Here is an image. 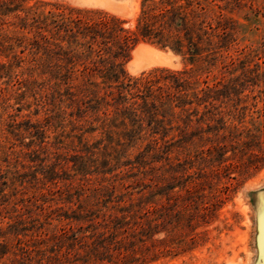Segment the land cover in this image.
Returning a JSON list of instances; mask_svg holds the SVG:
<instances>
[{
	"label": "trees",
	"instance_id": "1",
	"mask_svg": "<svg viewBox=\"0 0 264 264\" xmlns=\"http://www.w3.org/2000/svg\"><path fill=\"white\" fill-rule=\"evenodd\" d=\"M2 1L6 7L11 3ZM32 7L20 9L28 12ZM63 8L70 16L56 20L41 15L28 18L25 14L20 18V27L34 31L38 40H42L34 42V47L55 59L47 83L52 100L59 104L56 106L59 114L60 106L66 104L71 107L68 114L72 124L83 121L86 132L100 133L95 143L102 148L82 143L84 150L78 155L79 164H73L74 175L85 177L94 171L105 184L94 188L92 195L77 199V210L66 216L85 222V227L79 225L75 231L53 234L57 248L48 255L20 246L19 257L12 264H141L146 255L154 253L156 244L166 240L153 238L161 231L160 224L166 222H157L153 216L154 197L159 188L169 190L173 187L170 183L188 177L197 182L192 181L189 187L181 185V189L185 187V195L203 191L206 180L202 174L209 166L210 174L220 171V164L228 159L224 156L228 146H241L240 152L249 150L251 156L256 147V151L264 154L258 141L259 132H246L245 127L238 126L241 123L238 110L229 104L249 85H262L260 91L264 93V67L260 70L255 62L264 57V41L260 52L252 48L241 57L231 53L237 51L236 21L232 14L242 9L256 11V0H141L132 28L123 27L121 19L99 9ZM140 41L170 50L181 57L184 66L179 70L153 68L138 76L129 75L124 65ZM5 49L10 48L3 46L0 55ZM213 69L223 77L228 75L224 83L206 82ZM12 77L11 64L0 61V80L9 81ZM200 79H204V86L199 88ZM4 91L5 87L0 86V94ZM2 100L4 112L11 106L4 94ZM24 125L28 134L44 138V130L37 123L27 120ZM6 133L21 134L19 123L0 119V137L8 139ZM242 133L246 135L240 140ZM198 144H209L208 149L217 150L216 156L209 151L198 166L189 156L182 161L174 158L179 169L171 174V149L186 151ZM160 146L165 148L161 151L163 155L158 153ZM135 147L137 152L131 158L128 151ZM3 151L0 143V152L5 154ZM98 154L102 155L101 168L91 170L94 164L89 163ZM162 160L166 163L160 166L158 174L155 163ZM126 166L128 172H135L115 173ZM192 167L197 172L188 173ZM130 176H138L133 185L123 182ZM91 196H96L94 202H89ZM103 200L115 204L102 212L95 206ZM146 239L149 246L144 245ZM62 248L65 249L61 253ZM4 249L0 258L8 252Z\"/></svg>",
	"mask_w": 264,
	"mask_h": 264
},
{
	"label": "rangeland",
	"instance_id": "2",
	"mask_svg": "<svg viewBox=\"0 0 264 264\" xmlns=\"http://www.w3.org/2000/svg\"><path fill=\"white\" fill-rule=\"evenodd\" d=\"M8 2L11 3L6 7L0 0V49H3V46L10 49L1 53L0 61L6 65L11 64L13 77L9 81L6 78L0 80L3 82L0 86L5 87V91L0 94V119L5 122H11L13 119L15 123H19L21 134L6 133L8 139L0 137L3 152L7 154L6 156L0 152V251L5 250V247L8 249L0 258V264H12V260L19 257L20 246L38 249L44 252V255L50 254V250L57 248L53 234L58 235L63 230L75 231L79 225H87L85 222L66 217L73 215L72 210H77V199H83L87 194L92 195L94 188L105 184L100 182V175L94 171L85 177L74 175L73 164L80 162L78 155L84 150L82 143L86 141L93 147L98 145L102 148L101 144L95 143L100 133L98 130L86 132L88 129L83 121L72 124L69 121L72 118L68 114L71 107L68 108L66 104L60 106L62 113L59 114V104L52 100L49 82L47 83L48 71L53 67L55 59L34 47V42L39 36L34 31H29L28 27L21 28L20 18L26 14L28 18L41 15L59 20L70 16L68 10L63 7L99 9L121 19L123 27L132 28L141 0H7L6 3ZM40 2L54 5H40ZM18 5L20 7H17ZM31 5L33 7L28 12L27 9H20L21 6ZM232 15L236 21L237 35V51L231 52L233 56L241 57L252 48L260 52L261 43L264 41V0H256V11L242 9ZM141 43L148 44L153 49L140 50L133 54L134 49ZM169 51L140 41L130 51V58L124 68L131 76H138L153 68L181 69L184 66L181 57L171 51L169 55ZM3 54L8 56L4 57ZM263 60V56L255 59L260 65V70L264 67ZM217 69H213L205 78L208 84L217 80L221 83L226 81L228 75L221 76ZM33 80L34 84H30ZM202 80L204 79H200L198 83L199 88L204 86ZM262 88V85H249L239 98H234L229 104H234L238 110L237 117L241 120L238 126L245 127L246 132L256 134L258 131L259 144L264 148V93L260 91ZM3 94L11 106L4 112L1 107ZM199 108L202 109L203 106ZM27 120L41 126L44 138L23 130ZM245 135L242 133L240 140L244 139ZM199 145L190 146L186 151L171 149V174L179 169L174 158L182 161L185 156H189L196 160L195 165L198 166V161L207 157L209 151L216 156L217 150L208 149L209 144ZM143 146L144 143L140 145L141 149ZM232 146L226 147L224 156L228 159L220 164L217 174L209 173L210 166L205 169L207 172L202 174V179L206 180L203 191L185 195V187L181 189V185L189 187L193 185L192 181L197 182V179L188 177L170 183L169 186L173 187L169 190L159 188L154 197L156 203L153 216L157 218V222H166L160 224L161 231L155 233L153 238L166 240L156 244L154 253L146 255L141 264L259 263L257 237L258 219L264 198V154L256 151L255 147L251 156L249 150H243V154L240 152L241 146H236V149H232ZM108 149V152L113 154L112 150ZM164 149L162 146L158 148L159 155H163L161 151ZM33 150L37 152H32ZM136 150L137 147L129 149L131 158L136 154ZM91 160L93 161L89 164H94L90 167L91 170L101 168L102 155L98 154ZM165 163L164 160L155 163L159 167L158 174L161 173L160 166ZM224 166L226 167L223 168ZM120 170L128 172L129 167L117 169L115 173ZM53 171L57 172L56 175ZM132 172L135 170L128 173ZM192 172H197L196 168L188 169V173ZM52 175L55 178L51 179ZM137 177L124 178L123 182L133 185L132 181ZM95 197L91 196L89 202H94ZM112 204H115L114 201L103 200L95 208L107 212ZM144 245L149 246L150 241L146 239Z\"/></svg>",
	"mask_w": 264,
	"mask_h": 264
},
{
	"label": "water",
	"instance_id": "3",
	"mask_svg": "<svg viewBox=\"0 0 264 264\" xmlns=\"http://www.w3.org/2000/svg\"><path fill=\"white\" fill-rule=\"evenodd\" d=\"M259 234L257 237L258 248L260 251V260L258 264H264V220L261 219V215L258 219Z\"/></svg>",
	"mask_w": 264,
	"mask_h": 264
},
{
	"label": "bare ground",
	"instance_id": "4",
	"mask_svg": "<svg viewBox=\"0 0 264 264\" xmlns=\"http://www.w3.org/2000/svg\"><path fill=\"white\" fill-rule=\"evenodd\" d=\"M153 49V47L152 46H150V45H148V44H144V43H141V44H139L135 49H134V51H133V54H135V53H137L138 51H140V50H142V51H144V50H146V51H151ZM155 52H156V50H155ZM150 53V52H149ZM160 53H162V52H160ZM170 53V54H169ZM169 55H171V52L169 51ZM152 54V53H151ZM162 56V55H161ZM170 57V56H169ZM165 58V57H164ZM133 62V61H132ZM262 205H263V209L261 210V212H260V214H259V216L261 215V219H263L264 220V198L262 199Z\"/></svg>",
	"mask_w": 264,
	"mask_h": 264
}]
</instances>
